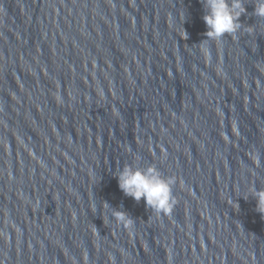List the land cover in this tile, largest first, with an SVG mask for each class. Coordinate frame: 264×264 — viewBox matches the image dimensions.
Wrapping results in <instances>:
<instances>
[{
    "label": "water",
    "instance_id": "obj_1",
    "mask_svg": "<svg viewBox=\"0 0 264 264\" xmlns=\"http://www.w3.org/2000/svg\"><path fill=\"white\" fill-rule=\"evenodd\" d=\"M255 3L213 39L203 0H0V264H264ZM126 166L176 178L171 213Z\"/></svg>",
    "mask_w": 264,
    "mask_h": 264
},
{
    "label": "clouds",
    "instance_id": "obj_2",
    "mask_svg": "<svg viewBox=\"0 0 264 264\" xmlns=\"http://www.w3.org/2000/svg\"><path fill=\"white\" fill-rule=\"evenodd\" d=\"M206 13L203 21L207 27L206 37L219 39L226 33H236L241 28L240 16L245 13L244 0H203ZM255 16L264 18V0H256L254 5ZM176 178L167 181L159 179L154 169L145 172L133 170L126 166L119 174V188L125 195L136 201L143 198L148 207L156 213L169 214L177 204L176 197L172 195L171 186ZM257 198V210L264 214V189L251 191ZM112 215L118 222L132 226L133 220L125 212L114 211Z\"/></svg>",
    "mask_w": 264,
    "mask_h": 264
}]
</instances>
